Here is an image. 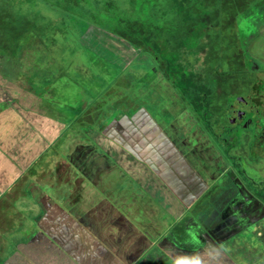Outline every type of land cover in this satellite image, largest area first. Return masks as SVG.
Segmentation results:
<instances>
[{"label":"rangeland","instance_id":"obj_1","mask_svg":"<svg viewBox=\"0 0 264 264\" xmlns=\"http://www.w3.org/2000/svg\"><path fill=\"white\" fill-rule=\"evenodd\" d=\"M88 1V5L92 4L91 13L85 11L82 17L74 14L85 5L72 4L71 0L66 3L61 0H9L6 5H0V42L7 47H0V146L6 142V134L15 130L16 120L23 121L18 118L21 115L26 118L25 125L36 115L52 120L63 132V138L53 144L33 169L25 172L22 180L0 202V232L11 227L13 234L18 231L20 239L32 236L36 230L35 215L41 212L36 207L29 210V205L38 204L43 196L51 199L61 196L59 186L58 190L50 187L48 181L56 173L61 177L69 173L60 168L66 163L64 157L70 152L69 147L78 145L73 142L93 143L102 152L108 146L112 153L116 150L115 145L105 138L103 131L122 114L126 117L141 110L166 123L171 121L172 107L176 98L181 97V88L190 84L181 80L183 76L191 77L195 73L204 76L205 71L223 70L220 61L221 50H224L223 37H234L231 32L235 27L236 36L250 55L245 59L243 51L237 47L232 53L236 65L227 70L233 68L248 74L229 81L228 85L225 82L226 86L219 90L218 97L224 103H220L222 108L217 112L215 109V112L221 116V123L217 125L218 116L212 111H207L206 124L201 122L198 114L202 113L203 106H207L204 99L192 102L186 97L184 102L205 134L212 139L214 147L224 156L229 168L237 174L245 169L253 184L259 183L257 190L254 185L249 186L254 189L252 193H261L256 201L264 206V116L255 100L247 102V97H244L254 79L264 78V11L260 10L264 7V0H247L248 14L242 13L237 26L234 25L230 32L231 26L227 25V33L222 32L220 24L200 23L192 17L194 9L210 17L219 14L223 0H211L210 5L203 6L206 0H193L192 9L191 5H183L186 12L189 10L192 14L189 15L195 24L189 32L185 30L188 24L183 20L185 10L179 19L172 21L177 12H171V0H156L159 10L155 18L152 16L148 20L143 12L135 17V0H115L117 5L114 7L112 4L111 10L115 20L111 25L129 37L112 34L109 26L99 23L101 19L96 17L98 11L93 6L96 0ZM146 4L141 6L150 9ZM253 12L257 14L255 17L251 14ZM134 23H139V26ZM142 29L147 34H139L143 33ZM227 50L234 51L232 48ZM233 77L229 74L227 79ZM233 94L238 96L228 97ZM260 98L263 100L264 95ZM235 103L252 111L244 114V118L252 117V123L247 125L236 121L233 125L231 115L237 108L233 106L231 109V105ZM240 112L242 118L245 112ZM210 124L224 141L215 139L207 131ZM92 134H97L98 138H91ZM43 138L41 136V143L45 147L47 141ZM29 147H25L19 159L22 155L24 160L32 157L34 153H27ZM72 172L75 174L77 170ZM228 178L221 183L228 182ZM31 181H36L38 188L34 193L31 187L35 182ZM203 202L180 223V227L183 228L187 222H195L197 225L193 230L203 234V211L213 207L208 197ZM250 205H254V210L258 209L257 204L250 202ZM19 208L24 210L17 215ZM246 223L248 228L227 241L224 248L233 252L238 263L264 264V207L260 212L249 215ZM1 235L0 241L4 237L6 243L14 245L17 242L15 237L8 240L9 236ZM215 262L219 261L216 259Z\"/></svg>","mask_w":264,"mask_h":264},{"label":"crops","instance_id":"obj_2","mask_svg":"<svg viewBox=\"0 0 264 264\" xmlns=\"http://www.w3.org/2000/svg\"><path fill=\"white\" fill-rule=\"evenodd\" d=\"M175 102L172 120L158 119L176 124L174 130L187 127L192 134L200 128L199 135L207 136L184 100L178 97ZM23 116L0 146V202L63 138L52 120L34 115L25 125ZM159 125L154 116L138 110L126 117L122 114L103 131L115 145L112 153L108 146L102 152L93 143L73 142L78 145L69 147L71 161L67 152L60 168L69 173L63 177L56 173L48 181L50 187L58 190L59 186L61 196H43L38 204L27 207L41 213L35 215L36 230L26 240L19 238L18 231L13 234L11 227L1 230L8 240L15 237L17 242L6 243L1 237L0 264H172L177 258L195 256L204 264H242L224 245L248 228L250 202H259L237 199L221 217L214 215L213 207L205 209L203 234L195 233V222L180 227L198 209L219 174L201 176L194 160L171 143ZM41 136L47 141L45 147ZM27 145V153L34 154L27 160L22 155L21 160L18 157ZM31 182H35L34 193L38 188L36 181Z\"/></svg>","mask_w":264,"mask_h":264},{"label":"trees","instance_id":"obj_3","mask_svg":"<svg viewBox=\"0 0 264 264\" xmlns=\"http://www.w3.org/2000/svg\"><path fill=\"white\" fill-rule=\"evenodd\" d=\"M7 1H9V0H0V5H2V4H3V6L6 5ZM13 1L16 2V1H22V0H13ZM61 1L63 3H66L70 0H61ZM107 1L108 0H96L95 3L93 4V6H95V8H96V11H98L96 14V17H100V19H101V21L99 23L106 24L107 27L109 26L110 29L112 30V34L119 35V36L121 34L122 37H129L125 33H120V31H118L116 27L111 25V23H113V20H115V17L113 16V13L111 12L112 4L114 5V7L117 4L114 3L115 0H109L108 2ZM246 1L247 0H238V1H233L232 3H230L227 0H223V7H221V10H219L221 13L219 12V14H217V15L215 14L213 17H210V15H204L203 12H202L203 13L202 14L201 10H198V9H194L195 10L194 15H192L189 12V10L186 12L187 8H184L183 5H186V6L191 5V9H192L193 0H171V8H172L171 12L172 11L177 12V15H173L172 21H175L174 20L175 18L179 19V17L181 16V13L186 9L185 10L186 17H184L183 20H184V23L188 24V26L185 28V30H188V32L192 31V27L195 25V24H192L193 21L191 20L192 18L190 17V15H192V17H195L197 21H200V23L207 22L210 24H220V26L223 27L222 32L227 33L229 30V29H227V25L231 26V28L229 30V32H230L234 25L237 26L241 14L242 13H244L245 15L248 14L249 10H247ZM71 2H72V4H76V5H85L81 9H78L77 11H75V8H74L73 12L75 11V13H76V14H74V16L82 17L85 11H90L89 14L91 13L92 4L90 3L89 4L90 6H89L88 0H71ZM134 3L136 6L135 7V10H136L135 17L138 18L137 14H139L140 12H143L144 14L147 15V20L149 17H152V16H154V18L156 17L157 10H159V8H157V5L155 4V3H157L156 0H139L138 3H136V0H135ZM142 3L143 4L147 3L146 5L150 6L151 8L145 9V7L141 6ZM210 3H211V0H206V3H203L202 6L204 4L210 5ZM137 7H139V8L137 9ZM166 10L168 11L167 8H166ZM260 10L264 11V7H262V9H260ZM196 14H197V16H195ZM251 14L253 17H255L254 14L257 15L255 12H253ZM135 17H133V18H135ZM202 17H205V18L202 19ZM249 17H250V15H249ZM0 19H1V17H0ZM253 19H255V18H253ZM170 23L174 24L175 22H170ZM135 25L139 26V23H136ZM235 29H236V27L231 32V35L234 37H223V45L224 46L222 47V49L224 48V50L223 51L221 50L222 56H220L221 57L220 61L223 65L222 66L223 70L215 69V70H211L209 72L205 71V73L203 75L205 76L206 74H208L207 75L208 77L206 76V79H204V76H202L201 74L199 75L197 73H195L196 74L195 76H191V77L184 75L183 78L181 79L183 82H190V84H188L187 87L181 88L180 91H182V93H180V95H181L180 98L183 100L186 99V97L189 99L191 98L192 102L197 101V100L202 98V100L204 99L203 101H205L204 103L207 105L204 108V106H203L204 103H202L203 104V105H201V106H203V108L201 109L202 113L200 112L201 114H198L199 119L201 120V122L203 124H206V122H204V119H205V116L207 115V111L208 112L212 111L213 113H215L214 115H216L217 109L222 108V105H220V103H224V100L222 101L221 99H219L218 92L221 88H224L226 86L225 82L228 85V84H230L231 81L235 80L236 78H241V77H244L248 74V73L244 74L243 70H233V68L230 70L229 69L227 70V68H231L232 66L236 65V61L233 60V54L232 53L236 52L237 47H239L243 51L245 59H247L246 55L247 56L250 55L248 52V49L247 48L245 49L242 47L241 42L239 40V37L236 36V35H238V32H236ZM142 32L143 33H139V34L142 35V34L146 33L145 31H143V29H142ZM148 35H150V34L148 33ZM0 37H2V36H0ZM0 47L7 49L4 42H0ZM228 48H232L234 51H231V50L228 51L227 50ZM231 54H232V56H231ZM229 57L231 59L230 60L231 63L229 62ZM229 74H232L235 77H233V79L228 80L227 76ZM254 81L255 80H253V82ZM5 101H7V100H5ZM5 101H2V102H5ZM215 109H216V112H215ZM216 116H218V119L216 122H217V125H219L221 123L220 122L221 116L219 114H217ZM208 127H206L207 131H209L215 139L224 141V139L221 138L222 135L215 133L214 128L211 124ZM243 171L244 170H242L241 172H243Z\"/></svg>","mask_w":264,"mask_h":264},{"label":"flooded vegetation","instance_id":"obj_4","mask_svg":"<svg viewBox=\"0 0 264 264\" xmlns=\"http://www.w3.org/2000/svg\"><path fill=\"white\" fill-rule=\"evenodd\" d=\"M254 80L255 81L252 83L250 91L247 90L244 97L245 96L247 97L245 98L247 102L249 100H255L258 107L260 108L261 115L264 116V98L263 100H261L260 98L261 96L264 95V78H259V79L257 78ZM248 91L250 94H248ZM236 96H238V94H233L228 97L234 98ZM245 100L243 101L245 102ZM233 106H236L238 110L237 113H236L237 110L235 111L233 110L234 113L233 115H231L232 116L231 118L234 120V124H233L234 126L236 125L237 122H240L242 124H244L245 122L247 123V125L249 123H252L253 121L252 117L244 118L245 117L244 114H249V112L252 113L250 109L247 110V108L240 106L238 103L237 104L235 103V105H231L232 107L231 109H233ZM241 110L245 112L243 113L242 118L240 116ZM154 120L156 121V123H158V125L161 123L164 126L163 133L168 137L170 142L173 144H177L182 150V152L186 151V155H189L190 158L194 160L195 166L198 169L199 174L201 176H205V175L210 176V174L211 176H213L214 174H219V176L217 177V183H215V185H212V188L206 194V197L214 201L213 210H212L214 215L217 214L221 217L223 210L225 211L229 207L233 206L232 205L233 202H235L237 199L250 198V199L256 200V198L258 199L260 198L261 193L260 195L256 193H252L254 189L259 188L258 187L259 183L253 184V181L250 180L251 178L247 175V172L245 171V169H243L244 170L243 172H238L239 174L231 170L224 156L221 154L219 150H217L214 147L212 139H210L209 136L199 135L200 128L199 130H197L198 132L196 134L195 133L192 134L189 132L187 127L186 128L178 127L176 130H174L173 128L175 127L176 124L168 123L166 125L162 123V121H160L155 116H154ZM247 120H250V121H247ZM196 125L197 124H195V126ZM198 127H200V125ZM94 137H97V134L95 135L92 134L91 138H94ZM201 137L203 138L200 139ZM68 154H69L68 157L70 160L71 154L70 152H68ZM72 162H73V159H72ZM225 178H228L229 180L228 182L226 181L227 183L225 182L224 184H222L221 182ZM202 179L204 182L208 180L207 177L206 178L204 177ZM249 184L254 185L255 186L254 189L250 188ZM259 192L260 191H258L257 193ZM250 207L251 209H249V213H250V216H252L255 214V212H260L264 206L259 203L257 205V208H258L257 210L252 209L253 206L251 205Z\"/></svg>","mask_w":264,"mask_h":264},{"label":"clouds","instance_id":"obj_5","mask_svg":"<svg viewBox=\"0 0 264 264\" xmlns=\"http://www.w3.org/2000/svg\"><path fill=\"white\" fill-rule=\"evenodd\" d=\"M172 264H204V261L199 256H195L192 258L181 257L175 259Z\"/></svg>","mask_w":264,"mask_h":264}]
</instances>
